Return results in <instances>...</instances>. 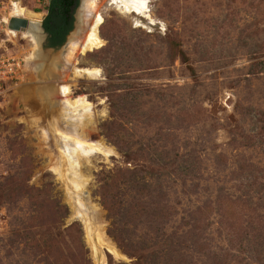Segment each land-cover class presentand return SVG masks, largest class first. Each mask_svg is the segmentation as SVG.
<instances>
[{
    "label": "rangeland",
    "instance_id": "rangeland-1",
    "mask_svg": "<svg viewBox=\"0 0 264 264\" xmlns=\"http://www.w3.org/2000/svg\"><path fill=\"white\" fill-rule=\"evenodd\" d=\"M49 1L0 0V264H264V0H150L152 20L102 0L104 46L64 71L81 6L57 52L40 37L38 78L34 44L9 22L17 4L40 26ZM7 61L15 74L2 76ZM63 76L112 151L82 167L81 214L117 256L95 257L50 168L47 135L62 118L42 117L34 89Z\"/></svg>",
    "mask_w": 264,
    "mask_h": 264
},
{
    "label": "bare ground",
    "instance_id": "bare-ground-1",
    "mask_svg": "<svg viewBox=\"0 0 264 264\" xmlns=\"http://www.w3.org/2000/svg\"><path fill=\"white\" fill-rule=\"evenodd\" d=\"M108 1L110 3L109 5L115 7L122 14H135L139 17L152 20L149 6L150 0ZM101 3L102 0L86 1L78 31L70 39L63 54V61L60 62L58 66L59 68L63 67L62 69L64 71L66 68L70 69V66L76 61L79 55H85L88 52L99 50L104 46V41L98 34V28L104 22L103 16L97 12ZM30 15L31 14L25 9L14 4L13 18L19 17L29 19ZM92 18H94L92 21L93 23L90 25ZM34 21L35 20L30 18V26L22 33L34 44L33 53L27 59V69L30 73H33V75L41 78L43 75L40 64V37H42V32L39 24ZM39 31L41 33H39ZM9 33L14 37L17 35L16 31ZM50 57L57 59L58 54L54 56V54L51 53ZM74 73L77 78L85 75L97 79L101 75V71L97 69L78 70L76 68ZM60 75L61 72L59 73V76ZM63 78L64 76L61 79H57V81L54 82L55 86H38L34 89V94L36 93V95H39L41 99L38 106L43 110L42 117H46L49 114L52 120H61L62 118L61 122H55V129L49 127L51 133L47 135V145L50 148L52 159L50 168L58 176V179L64 183L68 198L71 204L75 206L73 208L77 209L76 213L85 221L95 257L99 258L101 255L102 251L100 248H106L109 252L117 256L119 253H117L115 248L110 244L109 240L104 237V233L93 234L90 229L91 224L89 219L81 214V209H86V207L89 208L88 205L85 206L86 203L84 199L87 194H85L84 189L86 184H83L84 182L89 183V179H85L86 176L82 174V167L89 164V157L91 155L101 154L108 157L112 154V151L102 142L93 141V124L88 117L90 114L92 115V105L84 98H79L77 100L70 99L68 97L70 94V86L66 84L67 82H65Z\"/></svg>",
    "mask_w": 264,
    "mask_h": 264
},
{
    "label": "flooded vegetation",
    "instance_id": "flooded-vegetation-1",
    "mask_svg": "<svg viewBox=\"0 0 264 264\" xmlns=\"http://www.w3.org/2000/svg\"><path fill=\"white\" fill-rule=\"evenodd\" d=\"M53 1H56V8H55V12L56 15L55 17H52L51 20H49V18L51 17V4ZM87 0H50L48 7L46 9V15L45 18L42 21V28L46 34V41L48 43V47L49 48H55L51 46V40H52V35L50 33H48L45 29V23L49 20L50 25L53 26H57V27H66V26H73L72 30L70 31V33H68V35L66 36V40L68 38V36L73 32L74 27H75V23L76 21L78 22V17L76 16L77 11L81 8L82 6V13L83 14V8L85 6ZM39 33H41L39 31ZM41 40L43 41V35L41 33ZM65 40V43H66Z\"/></svg>",
    "mask_w": 264,
    "mask_h": 264
},
{
    "label": "trees",
    "instance_id": "trees-1",
    "mask_svg": "<svg viewBox=\"0 0 264 264\" xmlns=\"http://www.w3.org/2000/svg\"><path fill=\"white\" fill-rule=\"evenodd\" d=\"M51 5V17L49 18V20H51L52 17L57 16L55 12L56 1H53ZM49 20L45 23V29L48 33L52 35L51 46L55 48L61 47L65 44L66 36L68 35V33H70L73 26L71 25L66 27H55L53 25H50ZM172 48L174 57L176 58V56H179L178 46H176V44H173ZM104 205L106 208H108V210H111L109 209L107 204L104 203Z\"/></svg>",
    "mask_w": 264,
    "mask_h": 264
},
{
    "label": "water",
    "instance_id": "water-1",
    "mask_svg": "<svg viewBox=\"0 0 264 264\" xmlns=\"http://www.w3.org/2000/svg\"><path fill=\"white\" fill-rule=\"evenodd\" d=\"M29 26H30V22L28 19H25V18L14 17L9 22V30H11V31L24 32L28 29ZM40 28L42 31V35L46 39V34H45L41 25H40ZM46 47H47L46 43L43 42L42 43L43 51H45ZM47 48L51 51H54V52L58 51L57 48H49V47H47Z\"/></svg>",
    "mask_w": 264,
    "mask_h": 264
},
{
    "label": "built area",
    "instance_id": "built-area-1",
    "mask_svg": "<svg viewBox=\"0 0 264 264\" xmlns=\"http://www.w3.org/2000/svg\"><path fill=\"white\" fill-rule=\"evenodd\" d=\"M7 63H8V66H4V67L2 68V70L7 69L6 72L3 71V72L1 73L2 76H6V75H14V74H15L13 64L11 65V64L9 63V61H7ZM17 65H18V64H17ZM0 69H1V66H0ZM2 80H3V78H0V82H1Z\"/></svg>",
    "mask_w": 264,
    "mask_h": 264
}]
</instances>
